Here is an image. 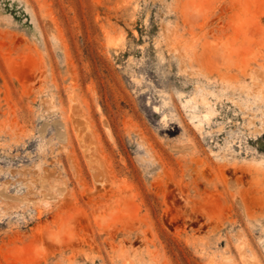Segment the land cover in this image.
I'll list each match as a JSON object with an SVG mask.
<instances>
[{"label": "rangeland", "instance_id": "obj_1", "mask_svg": "<svg viewBox=\"0 0 264 264\" xmlns=\"http://www.w3.org/2000/svg\"><path fill=\"white\" fill-rule=\"evenodd\" d=\"M0 264H264V0H0Z\"/></svg>", "mask_w": 264, "mask_h": 264}, {"label": "bare ground", "instance_id": "obj_2", "mask_svg": "<svg viewBox=\"0 0 264 264\" xmlns=\"http://www.w3.org/2000/svg\"><path fill=\"white\" fill-rule=\"evenodd\" d=\"M213 112H214L213 108L211 107V105H209V109L203 113V116L205 118H210L212 116Z\"/></svg>", "mask_w": 264, "mask_h": 264}]
</instances>
